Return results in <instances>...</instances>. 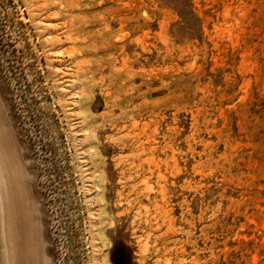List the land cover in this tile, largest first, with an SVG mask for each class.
I'll use <instances>...</instances> for the list:
<instances>
[{"label": "rangeland", "instance_id": "rangeland-1", "mask_svg": "<svg viewBox=\"0 0 264 264\" xmlns=\"http://www.w3.org/2000/svg\"><path fill=\"white\" fill-rule=\"evenodd\" d=\"M0 152V264H264V0H0Z\"/></svg>", "mask_w": 264, "mask_h": 264}, {"label": "bare ground", "instance_id": "bare-ground-1", "mask_svg": "<svg viewBox=\"0 0 264 264\" xmlns=\"http://www.w3.org/2000/svg\"><path fill=\"white\" fill-rule=\"evenodd\" d=\"M3 124H4V123H3ZM3 124H2V125H3ZM2 129H4V128H2ZM4 130H5V129H4ZM6 148H7V147H6ZM8 148H9V147H8ZM1 150H2V149H1ZM10 150H11V149H10ZM7 151H8V150H7ZM14 151H15V150H14ZM3 153H4V152H3ZM8 153H10V152L8 151ZM13 153H15V152H13ZM0 154L3 155L1 152H0ZM15 154H16V153H15ZM4 156L7 157L6 159H8V160H9V159H12V157H11L10 155H8V156L11 157V158H8V156L5 155V154H4ZM1 159H2V156H1ZM8 160H7V161H8ZM5 162H6V161H5ZM9 162L12 163V161H9ZM9 162H8V163H9ZM11 163L8 164V165H9V167H8L9 169H10V166H11L10 164H11ZM13 163H14V162H13ZM13 163H12V165L14 166ZM11 168H12V167H11ZM14 168H15V167H14ZM21 169H22V168H21ZM6 171H8V170H6ZM10 171H13V170L11 169ZM20 172H21V171H20ZM7 173H8V172H7ZM23 173H24V172H23ZM8 174H9V173H8ZM18 174H19V173H18ZM9 175H10V174H9ZM9 175H8V177H9ZM16 175H17V174H16ZM19 176H20V175H19ZM12 177H13V176H12ZM14 177H15V176H14ZM14 177H13V178H14ZM21 177H22V175H21ZM15 178L17 179V176H16ZM16 179H15V180H16ZM15 180H14V181H15ZM11 181H12V179H11ZM14 181H13V182H14ZM9 183H10V182H9ZM11 183H12V182H11ZM16 183H17V182H16ZM16 185H17V184H16ZM4 186H5V185H4ZM18 186H19V185H18ZM20 186H21V185H20ZM14 187H15V186H13V188H14ZM11 188H12V187H11ZM13 188H12V190H13ZM20 189H21V188H20ZM20 189H19V190H20ZM22 189H23V188H22ZM10 191H11V190H10ZM17 191H18V190L15 191V192H16L15 194H17ZM20 191H21V190H20ZM11 193H12V192H11ZM11 193H10V194H11ZM15 194H14V195H15ZM18 194H19V193H18ZM20 194H21V193H20ZM11 195H13V194H11ZM20 196H21V195H20ZM20 196H19V197H20ZM11 197H12V196H11ZM19 197H18V198H19ZM12 200H14V199L12 198ZM14 201H15V200H14ZM16 201H17V200H16ZM19 201H20V200H19ZM19 201H17V202H19ZM14 204L16 205V203H13V206H15ZM19 204H21V203L19 202ZM19 204H18V205H19ZM18 205H17V207H18ZM22 205H23V204H22ZM22 205H20V206H22ZM17 207L15 206L16 209H17ZM13 208H14V207H13ZM23 208H24V207H22V209H23ZM25 209H26V207H25ZM17 210H18V209H17ZM14 211H15V210H14ZM18 211H20V210H18ZM23 211H24V210H23ZM23 211H22V212H23ZM15 213H16V215H18V214H17V213H18L17 211H16ZM21 215H22V214H21ZM29 215H30V214H29ZM17 217H18V216H17ZM19 217H20V216H19ZM22 217H23V215H22ZM10 219H11V218H10ZM17 219H18V218H16V220H17ZM24 219H25V218H24ZM13 220H15V219H13ZM20 222H21V221H20ZM23 222H25V220H24ZM27 222H28V220H27ZM30 222H31V221H29V223H30ZM16 224H17V221H16L15 225H16ZM24 224H25V223H24ZM24 226H25V225H24ZM17 227H18V226H17ZM25 227H26V226H25ZM25 227H24V228H25ZM18 228H20V227H18ZM35 228H36V227H35ZM16 229H17V228H16ZM16 232L19 233L17 230H16ZM26 233H27V232H26ZM19 234H20V233H19ZM19 234H18V235L16 234V235L19 236ZM28 234H29V233H28ZM12 235H13V234H12ZM20 237H21V235L19 236V238H20ZM28 237H29V236H28ZM10 239H11V238H10ZM16 239H17V238H16ZM23 239H24V238H23ZM26 240H27V238H26ZM30 240H31V238H30ZM10 241L12 242L13 240L11 239ZM19 241H20V240H19ZM13 242H14V241H13ZM13 242H12V243H13ZM25 243H26V242H25ZM14 244H15V243H14ZM16 245H17V244H16ZM18 245H19V243H18ZM25 245H26V244H25ZM28 246H29V245H27V247H28ZM11 248H13V247H11ZM16 248H19V247L17 246ZM16 248H15V250H16ZM26 249H27V248H26ZM17 251H19V249H18ZM17 251H16V252H17ZM26 251H27V250H26ZM13 252H14V251L12 250V256H10V257H12V258H14V257H13V254H14V256L16 255V254L13 253ZM28 252H29V251H28ZM18 253H20V252H18ZM9 254H10V252H9ZM26 254H27V253H26ZM28 255H29V254H28ZM28 255H26V256H28ZM7 256H8V255H7ZM7 256H6V258H7ZM26 256H25V258H26ZM29 257H30V256H29ZM27 258H28V257H27ZM9 259H10V258H9ZM14 259H15V258H14ZM11 260H12V259H11ZM10 262H11V261H10ZM26 262H28V261H26ZM7 263H8V262H7ZM11 263L13 264V262H11ZM14 263H15V261H14ZM27 264H28V263H27Z\"/></svg>", "mask_w": 264, "mask_h": 264}, {"label": "trees", "instance_id": "trees-1", "mask_svg": "<svg viewBox=\"0 0 264 264\" xmlns=\"http://www.w3.org/2000/svg\"><path fill=\"white\" fill-rule=\"evenodd\" d=\"M114 263H115V264H121V260H116V259H115V260H114Z\"/></svg>", "mask_w": 264, "mask_h": 264}]
</instances>
